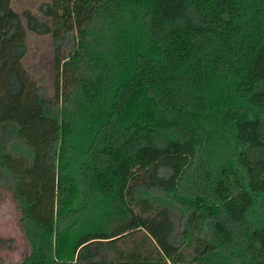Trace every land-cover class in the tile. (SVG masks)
Here are the masks:
<instances>
[{
    "label": "trees",
    "instance_id": "obj_1",
    "mask_svg": "<svg viewBox=\"0 0 264 264\" xmlns=\"http://www.w3.org/2000/svg\"><path fill=\"white\" fill-rule=\"evenodd\" d=\"M38 11L0 0L20 264H264V0ZM27 32L50 38L51 99L22 64Z\"/></svg>",
    "mask_w": 264,
    "mask_h": 264
},
{
    "label": "rangeland",
    "instance_id": "obj_2",
    "mask_svg": "<svg viewBox=\"0 0 264 264\" xmlns=\"http://www.w3.org/2000/svg\"><path fill=\"white\" fill-rule=\"evenodd\" d=\"M13 11L20 14L28 10L43 20L38 7L48 0H8ZM26 55L22 64L29 76L37 81L49 99L53 96L52 88V49L48 35L26 33ZM0 238L6 242L0 244V264H20L29 247L22 233L20 209L10 190L0 184ZM130 242L124 247L129 248Z\"/></svg>",
    "mask_w": 264,
    "mask_h": 264
}]
</instances>
